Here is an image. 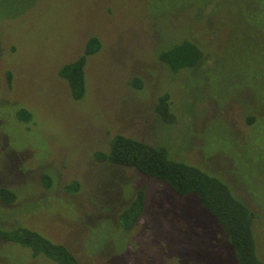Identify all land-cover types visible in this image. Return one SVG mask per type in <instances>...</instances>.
<instances>
[{
	"label": "rangeland",
	"instance_id": "1",
	"mask_svg": "<svg viewBox=\"0 0 264 264\" xmlns=\"http://www.w3.org/2000/svg\"><path fill=\"white\" fill-rule=\"evenodd\" d=\"M92 36L102 47L74 99L59 70ZM185 39L204 57L174 72L160 53ZM165 93L174 122L156 110ZM119 133L225 180L259 214L264 259V0H0V188L17 195L0 199V224L32 227L82 264H239L197 195L97 157ZM143 187L146 208L124 230ZM0 264L60 263L0 240Z\"/></svg>",
	"mask_w": 264,
	"mask_h": 264
},
{
	"label": "trees",
	"instance_id": "2",
	"mask_svg": "<svg viewBox=\"0 0 264 264\" xmlns=\"http://www.w3.org/2000/svg\"><path fill=\"white\" fill-rule=\"evenodd\" d=\"M102 42L92 36L84 52L74 61L65 63L59 75L66 80L74 99L82 98L87 90L86 67L91 56L100 51ZM204 57L201 47L194 41L185 39L160 53V59L174 72L182 68L196 66ZM137 88L143 86L141 79H135ZM156 110L166 122H174L176 115L171 109L170 94L159 96ZM19 119L26 121L32 114L25 108L17 112ZM101 160L138 171L168 184L180 195L195 194L202 206L216 219L228 236L239 264H264L259 256L256 240V220L258 212L238 197L230 185L218 175L202 167L175 158L169 149L144 140L116 134L108 152H98ZM71 190L79 188L75 181L68 186ZM145 187L136 192L131 202L120 212L119 224L124 230L133 229L146 208ZM17 195L9 188H0V199L12 203ZM0 240L13 242L31 249L34 257L45 254L60 264H82L79 258L64 243L56 242L40 231L26 226L4 227L0 224Z\"/></svg>",
	"mask_w": 264,
	"mask_h": 264
}]
</instances>
